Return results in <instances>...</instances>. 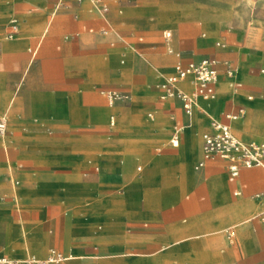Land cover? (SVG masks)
I'll return each mask as SVG.
<instances>
[{
  "label": "crops",
  "instance_id": "crops-1",
  "mask_svg": "<svg viewBox=\"0 0 264 264\" xmlns=\"http://www.w3.org/2000/svg\"><path fill=\"white\" fill-rule=\"evenodd\" d=\"M234 1L0 0V257L30 264L56 250L67 258L52 264H217L196 232L235 222L248 206L231 188L238 196L241 181L262 174L241 168L230 179L221 158L194 167L211 120L264 139V35L230 14ZM202 58L217 60L215 97L188 115L156 84ZM109 90L130 98L110 105Z\"/></svg>",
  "mask_w": 264,
  "mask_h": 264
},
{
  "label": "built area",
  "instance_id": "built-area-1",
  "mask_svg": "<svg viewBox=\"0 0 264 264\" xmlns=\"http://www.w3.org/2000/svg\"><path fill=\"white\" fill-rule=\"evenodd\" d=\"M94 1L98 2L99 0ZM12 26L13 29L8 32L7 37H11L16 32L14 22H12ZM223 65L225 66L226 75L230 78L233 77L237 70L236 66L228 61L223 62ZM187 78H190L193 84V89L190 91L178 87L179 82ZM217 79V60L215 58H202L197 62H190L186 65L177 64L174 71L158 82L156 87L160 90L161 99H178L183 111L190 115L199 98L208 100L215 97L214 84ZM106 98L108 104L112 105L117 101L128 100L130 95L118 90H109L106 92ZM227 118L235 119L237 115L228 114ZM113 119V116H111V123H113ZM210 127V131L202 133L201 158L194 166L196 169L202 167L207 160L212 158H221L227 161L230 179L237 177L241 168H264V139L241 140L233 134L228 123L219 120H211ZM5 130V118L0 116V135H3ZM178 137L179 128H175L171 138L173 145L178 143ZM137 169H140V167L138 166ZM257 196L260 197L259 194ZM226 233L228 238L232 237L231 230H227ZM66 258L60 252L50 250L45 258L31 256L26 261L30 264H52L61 262ZM0 264H19V262L2 256L0 257Z\"/></svg>",
  "mask_w": 264,
  "mask_h": 264
},
{
  "label": "rangeland",
  "instance_id": "rangeland-1",
  "mask_svg": "<svg viewBox=\"0 0 264 264\" xmlns=\"http://www.w3.org/2000/svg\"><path fill=\"white\" fill-rule=\"evenodd\" d=\"M258 2L260 6L261 2L259 0ZM232 8L237 11L230 12L232 16L240 19L242 18L246 21V26L248 27L256 26L260 34L263 33L264 35V6L256 7L246 0H236L233 2ZM158 15L161 25H168L172 20L168 12H159ZM227 27H230V25L227 24ZM167 30L169 31L168 33H170L171 30ZM165 31L166 30H164V32L162 31V34L166 39L174 35V31H171V37H166ZM216 41H221V39L218 38ZM200 99L205 100L203 98H199L198 100ZM115 125L116 123L113 125V128ZM201 131L202 129L198 131V134ZM169 137L168 135L164 141L153 145V151H156L157 148L167 146L166 144ZM249 169H258L262 173L254 179L255 184L248 179L241 181L242 192L238 196L233 195V187L230 190V195L233 200L244 201L248 207L240 209L239 217L233 223L225 222L219 228H205L203 232H196L198 235L202 233V238L205 241L204 247L209 249L214 248L218 254L221 255L217 264H264V183H262L264 181V169L259 167H252ZM258 194L262 198L258 197ZM227 230L233 231V236L231 238H227ZM250 237L255 238L258 244L247 247V249L241 248L239 242L243 239H249ZM198 238L201 237L199 236Z\"/></svg>",
  "mask_w": 264,
  "mask_h": 264
},
{
  "label": "bare ground",
  "instance_id": "bare-ground-1",
  "mask_svg": "<svg viewBox=\"0 0 264 264\" xmlns=\"http://www.w3.org/2000/svg\"><path fill=\"white\" fill-rule=\"evenodd\" d=\"M248 3H251V4H254L256 7L258 6V7H260V6H264V0H259L261 3H260V6H259V2H258V0H246ZM170 17V16H169ZM165 18V17H164ZM163 18V19H164ZM160 19V18H159ZM162 19V20H163ZM171 19V18H170ZM163 23V22H162ZM166 32V37H170V35H171V33H168L169 31L168 30H166L165 31ZM202 43V42H201ZM238 76H240V74L238 75ZM208 100H212V99H208ZM197 103V102H196ZM112 125V124H111ZM250 173V172H249ZM243 177H244V175H242Z\"/></svg>",
  "mask_w": 264,
  "mask_h": 264
}]
</instances>
